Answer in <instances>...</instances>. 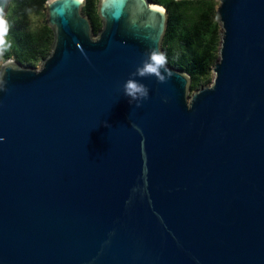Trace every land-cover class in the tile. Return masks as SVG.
<instances>
[{"label": "water", "instance_id": "95a60500", "mask_svg": "<svg viewBox=\"0 0 264 264\" xmlns=\"http://www.w3.org/2000/svg\"><path fill=\"white\" fill-rule=\"evenodd\" d=\"M217 2L211 81L167 65L137 108L165 8L44 1L49 53L0 65V264H264V0Z\"/></svg>", "mask_w": 264, "mask_h": 264}, {"label": "trees", "instance_id": "16d2710c", "mask_svg": "<svg viewBox=\"0 0 264 264\" xmlns=\"http://www.w3.org/2000/svg\"><path fill=\"white\" fill-rule=\"evenodd\" d=\"M32 0H8L4 18L9 25L6 39L11 49L0 60L12 59L33 66L50 51L52 31L46 24L30 27L23 19V8ZM44 4L45 0H34ZM165 8L166 20L160 48L167 65L181 69L193 91L211 80L209 73L217 58L219 25L214 19L216 0H149ZM97 0H83L81 12L88 17L92 32L101 27L96 13Z\"/></svg>", "mask_w": 264, "mask_h": 264}, {"label": "clouds", "instance_id": "9594fccd", "mask_svg": "<svg viewBox=\"0 0 264 264\" xmlns=\"http://www.w3.org/2000/svg\"><path fill=\"white\" fill-rule=\"evenodd\" d=\"M9 31V25L4 18L3 9L0 8V58H3L5 53L11 49V44L6 39ZM6 63H11L7 61ZM173 72L167 67V57L163 52L158 50H151L147 58L143 60L141 66L136 68V71L131 74L132 78H129L123 85L124 95L129 99V103L133 101L137 102L136 107H141L140 101L147 100L149 98V89L139 83L135 77L147 78L155 77L157 82L166 83L171 79ZM3 87H0V91H4Z\"/></svg>", "mask_w": 264, "mask_h": 264}, {"label": "rangeland", "instance_id": "374dc122", "mask_svg": "<svg viewBox=\"0 0 264 264\" xmlns=\"http://www.w3.org/2000/svg\"><path fill=\"white\" fill-rule=\"evenodd\" d=\"M217 1V0H216ZM23 19L30 27L40 26L42 24H46V11L44 4H40L34 0L27 3V5L23 8ZM41 60L35 62L33 65L34 68H37ZM4 61L0 60V65ZM213 73L210 71L209 78L212 79ZM192 91L190 89L187 90V94L189 95Z\"/></svg>", "mask_w": 264, "mask_h": 264}]
</instances>
